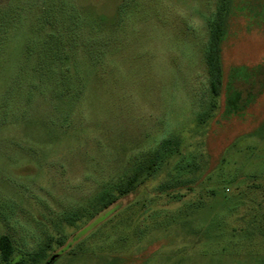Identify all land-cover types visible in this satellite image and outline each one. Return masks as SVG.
<instances>
[{
    "label": "rangeland",
    "instance_id": "374dc122",
    "mask_svg": "<svg viewBox=\"0 0 264 264\" xmlns=\"http://www.w3.org/2000/svg\"><path fill=\"white\" fill-rule=\"evenodd\" d=\"M225 1L0 0V236L15 249L0 264H264V0H228L213 102L208 23ZM232 68L250 82L227 115Z\"/></svg>",
    "mask_w": 264,
    "mask_h": 264
},
{
    "label": "trees",
    "instance_id": "16d2710c",
    "mask_svg": "<svg viewBox=\"0 0 264 264\" xmlns=\"http://www.w3.org/2000/svg\"><path fill=\"white\" fill-rule=\"evenodd\" d=\"M228 11V0L222 2L217 15L215 18L208 23L209 27V41L206 47V64L208 66V80H209V89L212 101L215 102L216 99L220 96L223 90V80H224V71L223 66L221 63V55H222V48L221 44L224 40L226 35L225 31V14ZM93 13L92 9L89 8H80L78 9V17L75 20L81 19H90L93 26L92 29L94 30L93 34L95 37L98 36L99 33H105L101 29V23L106 21L107 18L105 17H94L91 15ZM115 23L112 22V26L118 24L119 16H116ZM84 21V20H83ZM75 25V24H74ZM78 25V24H77ZM118 27V26H116ZM65 28V27H62ZM61 28V29H62ZM240 72V70L236 68H232L229 77L232 79L231 85L228 86L226 91V111L225 114L232 115L237 114L238 109H236V104L239 106V102L243 99L244 95L241 91L236 88V84L238 82L249 83L250 81H245L240 79V77L236 76V73ZM229 78V79H230ZM233 97V98H232ZM211 108L215 109L214 103L211 104ZM234 105V112L231 110ZM167 144V143H166ZM164 144L163 146H166ZM161 153V152H160ZM158 152L157 156L154 157L152 160L148 161V165H145L143 168H137L133 175L126 178V180L122 183H112L98 195L92 198L91 201V213L90 218L96 217L99 213L103 212L104 210L108 209L111 205L115 204L120 200L121 197L128 195L138 184V180H143L145 177L150 178L153 173L154 169L156 168L158 161ZM163 162V161H162ZM141 185V183H139ZM138 186V185H137ZM14 244L11 238L8 235H1L0 236V258L2 262L9 263L12 259L14 254Z\"/></svg>",
    "mask_w": 264,
    "mask_h": 264
}]
</instances>
